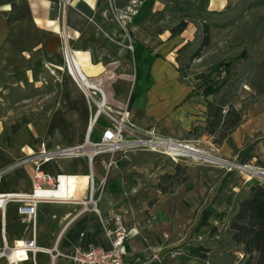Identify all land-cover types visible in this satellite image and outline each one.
Here are the masks:
<instances>
[{"label": "crops", "instance_id": "0c3cea01", "mask_svg": "<svg viewBox=\"0 0 264 264\" xmlns=\"http://www.w3.org/2000/svg\"><path fill=\"white\" fill-rule=\"evenodd\" d=\"M57 1L0 0V93L44 75L60 76L61 68L68 75L63 91L66 101L58 110L38 117L15 136L6 134L0 122V168L35 152L40 144L47 149L71 147L80 142L82 134L86 137L83 121L88 107L83 105V92L67 68V56L76 66L80 64L77 68L88 84L102 90L107 110L113 114L124 110L126 120L135 128L187 140L199 148L215 147L224 156L264 167V5L248 10L233 23L209 26L207 44L193 57L198 62L206 60L205 74L220 58L230 56V50L242 46L247 47L251 64L239 76L244 60L236 58L240 51L231 54L233 58L224 61L229 63L230 80L217 92L204 96L209 82L183 77L178 56L183 47L192 48V53L199 47L201 24L208 19L199 14L190 18L183 5H205L212 13L230 8L234 0H140L123 27L112 17L134 0H112L110 5L107 0H69L62 21ZM158 12H176L177 21L151 31L145 21ZM181 20L186 22L184 29L172 35L171 30ZM237 79H242L239 84ZM223 98L240 112L242 122L220 144H214L204 128L206 101L216 103ZM105 124L100 117L88 134L91 141L99 139ZM182 162L173 163L156 152L134 150L112 156L101 153L91 164L83 156L41 164L40 170L51 176H86L88 180L91 174L94 181L105 176L97 203L99 215L91 210L81 212L80 204L40 202L35 223L31 224L17 214V202H8L3 210L0 208L1 236L5 239L6 217L12 209L17 224L29 233L20 240L33 238L37 247L47 249L20 253L15 264H38L41 254L46 256V264H70L67 256L76 249H109L102 222L113 227L114 218L131 230L124 260L138 259L140 264H213L219 255L222 259L225 250L221 238L225 235L231 240L230 219L250 187L259 183ZM177 165L179 172L163 183L165 191L161 192L157 186L160 177L173 175ZM33 167L32 163L21 164L3 174L0 194L30 193ZM86 183L72 188L75 198L87 196ZM40 205L70 208L59 217L49 215L57 221L50 247H42L44 242L36 239ZM204 211L208 212L205 220ZM201 220L205 225L197 226ZM7 226L9 230L11 222ZM198 247L207 249L204 258ZM238 247L234 254L241 258L242 248Z\"/></svg>", "mask_w": 264, "mask_h": 264}, {"label": "built area", "instance_id": "2783aa9c", "mask_svg": "<svg viewBox=\"0 0 264 264\" xmlns=\"http://www.w3.org/2000/svg\"><path fill=\"white\" fill-rule=\"evenodd\" d=\"M69 0H58L55 4L59 15L63 16L64 9ZM117 17V15H115ZM123 27V20H118ZM128 47L131 48V45ZM68 65L71 74L78 82L88 109L90 111L87 125L88 133L97 125V120L101 115L106 118V124L101 127L99 139L91 141L86 135L85 141L81 145L47 149L44 144H40L35 152L26 155L17 162L10 164L7 168H13L18 165L32 163L34 165L31 174L32 189L30 193H3L0 194V208L8 202H17L16 212L22 221L35 223L36 208L40 202H58V203H75L82 205L81 212L91 210L99 215L97 203L100 199V193L104 186L105 176L99 180L98 184L93 180L92 175L88 176L86 183L87 196L82 199L75 198L71 193L72 186H69V178L72 176L66 174H56L51 176L44 174L39 166L47 161L56 158H71L85 156L89 164L93 158L101 153H108L111 156L117 152L125 153L127 151L142 149L154 151L160 155L170 158L174 162L183 159L192 158L199 160L204 153L201 149L194 146L187 140H178L171 137L161 136L148 129L135 128L126 120L124 110L115 114L107 110L105 98L102 90L95 85L88 84L82 77L79 69L74 64L70 56H67ZM206 156L208 161H219L220 159ZM227 172L238 175L245 182L255 181L264 185V167L253 162H238L229 160H220ZM110 163L107 164L109 167ZM5 169H0V175ZM102 222L101 217L99 216ZM113 227L107 226L102 222L104 232L110 241V248L90 247L84 251L76 249L67 256L70 264H140L138 259L133 261L124 260V246L126 240L131 236V230L126 229L117 219H113ZM4 247L1 254L7 259V264H15V261L8 259L6 250L11 253L15 248L20 253L37 251H47L46 248L37 247L34 239L22 240L23 244L17 246V242L12 247H7L3 237ZM55 255H58L55 252Z\"/></svg>", "mask_w": 264, "mask_h": 264}, {"label": "rangeland", "instance_id": "374dc122", "mask_svg": "<svg viewBox=\"0 0 264 264\" xmlns=\"http://www.w3.org/2000/svg\"><path fill=\"white\" fill-rule=\"evenodd\" d=\"M107 1L109 5H110V2H112V0H107ZM135 1L136 0L132 2V5L126 6L124 9L116 12L115 15H117V17L114 15L112 18L117 23H118L117 19L118 20L122 19L124 22L123 26H125V24L128 22L130 18V15L135 9V6L140 3V0L137 2ZM256 1H261V0H234V4L230 8L225 9V10L215 11L212 13H208L205 5L195 6V5L188 4L186 6L183 5V7H185L186 11H188L190 18L199 14L203 18L208 19L211 22H217V23L224 24V23L231 22L234 18L238 17L241 13H243L244 10H246V7L249 4L256 2ZM177 16L178 15L176 12H171L168 14H165L163 12H160V13L158 12V13L152 14L150 17L146 19L145 26L151 31L159 29V28L170 27L173 24H175V22L177 21ZM59 17L61 18V21H62V19L64 18V14L63 16L59 15ZM192 51L193 49L188 48V46L183 47L182 51L180 52L178 56V66L180 68L181 74L183 75V77L188 78V80L201 78V81L207 82L208 79L212 77L211 79L218 80V82H221V81H224V83L226 81L228 82L230 78L228 76V73L225 72L223 66H219L217 68V72H213L212 68L217 66L220 63H226L224 61L229 60L230 57L233 58L231 54H234L239 51L240 52L236 58L241 57V59L244 60L243 65L240 67L241 71H240L239 76H241L243 72L245 73L247 68H249L251 64L249 51L246 46H242L238 49L235 48L233 50H230L229 51L230 56L228 55V56L220 58L221 60L218 61L214 66H212L209 72L205 74L203 70L204 68H206V63H207L206 60L200 61V62L194 61L192 57V54H193ZM221 55L222 54H219V56ZM99 70H101V68L98 69V72ZM67 78H68V75L65 74V72L63 71V68H61L60 76L53 75L52 78H47L44 75V77L42 76L41 78H39L37 81H34V82L31 81L27 85L13 87L9 90H4L3 92H1L0 93V122L6 129V134L10 133L15 136L18 134L20 130H22V128H24L28 124H32L34 120H36L38 117L43 116V115L52 114L53 112L58 110L61 107V105L64 104V101H66L63 91L65 87L64 84ZM241 80L242 79H237L236 83L239 84ZM232 85L234 86V84ZM233 86L231 87L233 88ZM83 105L87 106V103L85 104L84 102ZM85 116H87L88 118L87 120ZM89 116H90V111L87 108L84 114V121H83L84 123L82 122L83 126L86 125L87 127ZM100 117L106 120L104 115H101ZM84 141H85V138H83V134H82V137L80 138V142H78L77 145L83 144ZM199 149H201L202 152L204 153L203 157H201L199 160L187 158V159L181 160V162L183 161L182 162L183 164L193 163L199 166L213 168V169L220 170L222 172L230 173V174L232 172H227L223 163H221L220 160L242 162V161H239L235 157H228V156H224L220 154L215 147H210L207 149L206 148H199ZM135 150H142V149H135ZM131 151H134V150H131ZM145 151H150V150H145ZM150 152H154V151H150ZM206 156L218 158L220 160L219 161H208L205 159ZM169 160L171 159L169 158ZM171 162L177 163L172 160ZM8 166H4L3 168L5 169ZM3 168H0V169H3ZM106 168H107V165H106ZM10 169L9 168L5 169L3 174L8 172ZM3 174L0 175V179L3 176ZM232 174H235V173H232ZM179 176L181 177L182 175L180 174ZM95 182L96 184H98L99 180ZM170 192L172 191L170 190ZM67 210H70V208L66 206H63V207L54 206V205H40L39 206L37 236H36L37 238L36 239L38 243L44 242L43 244H41L42 247H50V243L52 241L51 234L57 222L56 219L55 220L50 219L49 215L56 214L57 217H59ZM17 221L18 219L16 216L14 217V211L11 209L7 214L6 224H5V239H6L7 247H12L15 239L20 240L23 238H27L29 234L28 231H24L21 224H17ZM9 222H11L12 226L8 230L7 223ZM17 229H19V233ZM1 234L2 233L0 229V264H7L6 257L1 254L2 249L4 247V241H3V237L1 236ZM221 241L224 243L222 249L225 250L222 254L223 258L221 259V255H219L218 256L219 259H217V261L215 259V262L213 264H232L233 262L235 263V261L240 258L236 254H234V252H236L239 248L238 245L235 244L232 240H229L228 237H226L225 235L221 238ZM5 253L9 254L7 251ZM14 254L17 260L20 257V251H17ZM239 261L237 262V264H239ZM46 262H47V258L46 256H44V254H41L39 258L37 259L38 264H46ZM23 264H31V263H23Z\"/></svg>", "mask_w": 264, "mask_h": 264}, {"label": "trees", "instance_id": "16d2710c", "mask_svg": "<svg viewBox=\"0 0 264 264\" xmlns=\"http://www.w3.org/2000/svg\"><path fill=\"white\" fill-rule=\"evenodd\" d=\"M262 5H264V0L249 4L243 13L228 23L242 19L248 10ZM185 25V21H179L176 27L171 30V34L180 33ZM210 25L218 26L219 24L217 22H211L210 20H204L202 22V40L199 47L192 54V57H196L207 44L208 28ZM219 66H223L225 72L228 73L229 63H220L213 67L212 71L217 72ZM208 82L203 91L204 96L217 92L224 84V81L218 82V80L211 78ZM241 122L242 115L226 99L223 98L216 103L206 101L204 128L212 136L214 144H220ZM178 172L179 165L176 166V171L173 175L165 174L160 177L157 186L161 192L165 191L163 183L173 179ZM203 213L205 220L208 212L204 211ZM204 220H201L197 226L205 225ZM228 230L231 232V240L242 248L243 257L239 261V264H264V186L258 184L250 187L247 197L238 203L228 224ZM199 251H203L200 257L204 258L207 249L198 247Z\"/></svg>", "mask_w": 264, "mask_h": 264}, {"label": "bare ground", "instance_id": "6f19581e", "mask_svg": "<svg viewBox=\"0 0 264 264\" xmlns=\"http://www.w3.org/2000/svg\"><path fill=\"white\" fill-rule=\"evenodd\" d=\"M67 53V52H66ZM73 60V59H72ZM77 66L80 67V64L77 62ZM88 130H87V135H88ZM208 159H210L208 157ZM87 181V177L86 176H83V177H70L69 178V186H72L73 190L78 186H84V184L86 183ZM72 192V191H71ZM1 202V201H0ZM3 210V208H2ZM17 241V246H20L23 244V241L22 240H16ZM19 251V249L15 248L11 251V253L7 254V257L9 260L11 261H15L16 260V257H15V252Z\"/></svg>", "mask_w": 264, "mask_h": 264}]
</instances>
